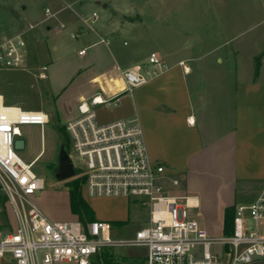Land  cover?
I'll return each mask as SVG.
<instances>
[{"label": "rangeland", "instance_id": "rangeland-1", "mask_svg": "<svg viewBox=\"0 0 264 264\" xmlns=\"http://www.w3.org/2000/svg\"><path fill=\"white\" fill-rule=\"evenodd\" d=\"M47 8L54 15L49 16ZM94 11L99 14L95 28L103 17L121 23V28L125 27L131 16L140 17L141 23L134 31H120L122 41L127 40L124 50L134 49V56L140 57L139 60H132L131 64L148 59L153 50L161 55L165 49H173V45L184 38L195 44L193 50L197 58L191 63L196 68L190 78L202 83V94L206 96V100L201 101L202 106L225 118L228 129L233 123L231 91L229 88L225 90L221 99L219 91L214 93L215 89H219L216 85L229 84L235 68L239 69L240 76L243 66H249L253 57L254 67L264 60V0H0V39L25 32L30 58L25 69H0V92L6 104L20 105L29 110L41 109L50 116L49 123L44 126H20L26 148L19 150L18 154L27 162L37 159L33 169L44 178L45 187L32 194V199L52 221L79 220L71 211L69 179L59 180L55 170L63 140L72 154L71 139L66 130L67 113L72 110L80 89L73 80L81 58L78 51L88 44L89 35L95 34L82 17ZM61 23L65 27H61ZM75 33L80 36L73 37ZM219 55L224 58L222 64L216 62ZM145 63L149 64L148 61ZM119 79H113V83ZM93 108L100 122L117 118L139 120L131 93L122 95L117 104H99L93 105ZM58 127H61V131ZM73 158L78 163V158L74 155ZM214 160L211 159V173L215 175L212 185L200 186L201 182L187 179L181 185L172 187L171 192L193 195L200 193L196 189L205 188L207 196L208 193L212 195L210 189L214 195H220L222 187L218 185V178L221 176L215 170ZM225 166L224 176L230 178L232 160L226 162ZM258 186V183L239 182L229 185L233 201L236 204L251 201ZM84 196L94 208L96 205L98 214H104L105 218L100 219L114 225L115 239L133 237L138 229L148 224V207L135 200L127 204L115 198L90 197L86 193ZM203 212L202 206L194 209L199 219H202ZM221 217L219 226L223 220ZM0 223L16 226L14 214L1 187ZM261 227L264 231V219ZM104 250L112 254L111 262L93 256V264H144L147 251L144 246L134 245H114ZM59 264L78 263L67 261Z\"/></svg>", "mask_w": 264, "mask_h": 264}, {"label": "built area", "instance_id": "built-area-1", "mask_svg": "<svg viewBox=\"0 0 264 264\" xmlns=\"http://www.w3.org/2000/svg\"><path fill=\"white\" fill-rule=\"evenodd\" d=\"M49 16L54 15L49 8ZM99 14L83 22L95 31ZM65 27L64 23L60 24ZM25 33V32H24ZM24 33L0 39V69H24L28 62ZM80 36L79 33L73 37ZM100 42L109 41L101 37ZM87 48L80 50L85 54ZM147 63L118 68L124 86L114 94L93 93L78 105L79 114L66 122L72 144L71 157L85 177L83 191L90 197H123L149 209L148 224L133 237L115 239L114 225L104 219L52 221L32 199L45 187L34 169L36 159L23 160L15 141L23 137L20 126H44L50 116L44 110L20 105H0V187L16 220L0 223V264H59L76 261L93 264L92 257L106 247H146L144 264H252L264 258V188L256 198L236 207L230 234L211 235L194 214L196 197L172 193L165 183V165L152 160L138 119H97L93 105L117 104L152 77L169 68L153 51ZM183 64L184 62L181 61ZM91 101V103H89ZM174 185L180 184L173 178Z\"/></svg>", "mask_w": 264, "mask_h": 264}, {"label": "crops", "instance_id": "crops-1", "mask_svg": "<svg viewBox=\"0 0 264 264\" xmlns=\"http://www.w3.org/2000/svg\"><path fill=\"white\" fill-rule=\"evenodd\" d=\"M17 15L20 16V13L18 12ZM140 21V17L131 16L125 27L121 28L119 27L121 23L103 17L95 34L89 35L88 44L78 51L81 58L73 80L80 89L75 96L72 110L67 113V119L77 116L79 103L88 99L93 93L118 92L124 86L118 68L124 69L148 61L149 58L141 59L142 61L131 64L132 60H139L140 57L134 56V49L124 50L127 40L122 41L120 36L122 29L134 31ZM101 37L106 38L109 43L100 42ZM83 48H87V52L80 54ZM194 48L195 44L184 38L175 43L173 49H165L161 56L169 68L138 86L131 94L149 154L154 162L165 165V183L170 191L172 187L181 185L187 179L190 182H201L200 186L212 185L215 175L211 173V159H215L213 163L215 170L221 176L218 178V185L222 187V193L214 195L209 188L212 195L208 193L207 196L205 188L203 190L200 188L196 189L200 190V193L192 196L198 201L197 208L203 207V221L200 219L202 225L209 232L222 235L227 234L226 210L253 201L264 188V60L260 63L258 73L254 67L253 57V62L249 66H243L240 76L239 69L235 68L229 84L216 85L219 89H215L214 93L219 91L221 99L225 90L229 88L231 91L233 123L228 129L225 118L202 106L201 101L206 100V96L202 94V83L190 78L196 68L191 63L197 58ZM175 49L176 51H173ZM235 52L237 56L239 51ZM181 61L184 63L182 64ZM216 62L222 64L224 58L219 55L216 57ZM118 77L120 79L113 83V79ZM1 96L4 101L5 97L2 94ZM199 106L201 108H198ZM231 160L232 174L227 178L223 172L226 170V162ZM173 178H179L180 184L174 185ZM238 182L258 183V189L251 201L240 204L233 201L229 185ZM96 198H115L127 204L130 202L123 197ZM89 203L92 205V202ZM92 207L96 219L105 218L104 214L97 213L96 205L95 208L93 205ZM220 217L223 220L219 226ZM252 264H264V258Z\"/></svg>", "mask_w": 264, "mask_h": 264}, {"label": "trees", "instance_id": "trees-1", "mask_svg": "<svg viewBox=\"0 0 264 264\" xmlns=\"http://www.w3.org/2000/svg\"><path fill=\"white\" fill-rule=\"evenodd\" d=\"M259 68H260V62L257 63L256 73H258ZM58 129L61 131V127H58ZM64 141L65 140H63V143H66ZM84 180H85L84 175L80 170L77 169L76 175L73 178L69 179L67 184L70 193L71 211L78 217L80 221L86 223L88 221L95 220L96 213L84 196V191H83ZM235 211L236 208H228L226 210L225 232L227 234L233 232ZM96 257H98V259L108 260L109 262H111L112 254L108 250L103 249L97 253Z\"/></svg>", "mask_w": 264, "mask_h": 264}, {"label": "water", "instance_id": "water-1", "mask_svg": "<svg viewBox=\"0 0 264 264\" xmlns=\"http://www.w3.org/2000/svg\"><path fill=\"white\" fill-rule=\"evenodd\" d=\"M15 147L18 150L26 148L25 137H19L15 141ZM77 169L75 163L69 153L68 146L66 143L60 145L58 151V166L55 170V175L59 180H68L76 175Z\"/></svg>", "mask_w": 264, "mask_h": 264}, {"label": "bare ground", "instance_id": "bare-ground-1", "mask_svg": "<svg viewBox=\"0 0 264 264\" xmlns=\"http://www.w3.org/2000/svg\"><path fill=\"white\" fill-rule=\"evenodd\" d=\"M3 102V98H2V96H1V94H0V105H1V103ZM39 157V156H38ZM37 157V158H38ZM37 160V159H36Z\"/></svg>", "mask_w": 264, "mask_h": 264}]
</instances>
